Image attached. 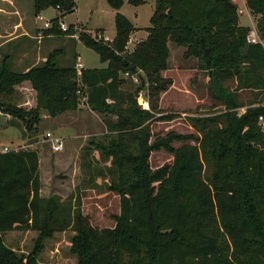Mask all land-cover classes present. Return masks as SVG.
<instances>
[{
    "label": "trees",
    "instance_id": "16d2710c",
    "mask_svg": "<svg viewBox=\"0 0 264 264\" xmlns=\"http://www.w3.org/2000/svg\"><path fill=\"white\" fill-rule=\"evenodd\" d=\"M105 1L115 10L123 4ZM154 1L147 35L130 51L135 28L119 12L111 45L80 30L79 41L105 67L78 73L74 61L58 66L56 51L25 71L1 63L0 118L21 128L30 147L4 145L9 150L0 151V264H38L43 241L67 229L73 231L69 250L76 264H264V132L258 124L264 116V0H245L256 17L254 42L233 0ZM32 2L35 15L57 10L43 34L66 35L58 21L75 11V0ZM169 42L196 59L211 107L219 110L188 116L191 133L160 135L149 126L155 113H161L158 120L174 116L158 103L173 83L163 75ZM138 70L136 85L128 84L123 74ZM24 81L35 91L31 107L18 104L16 86ZM140 89L148 92L150 111L137 104ZM84 97L89 109L115 116L104 120L106 132L88 142L81 160L87 182L98 187L96 179L107 177L105 189L118 198L111 227L94 226L83 214L79 185L65 197L40 194L39 152L31 146L42 114L77 110ZM158 150L172 160L153 169L150 155ZM12 229L37 232L30 252L5 244L2 233Z\"/></svg>",
    "mask_w": 264,
    "mask_h": 264
},
{
    "label": "rangeland",
    "instance_id": "374dc122",
    "mask_svg": "<svg viewBox=\"0 0 264 264\" xmlns=\"http://www.w3.org/2000/svg\"><path fill=\"white\" fill-rule=\"evenodd\" d=\"M33 10L32 0H27ZM76 8L72 13L64 15L60 20L66 24H77L80 29L83 28L91 36L97 30L103 31L110 37L115 34L114 16L116 12L124 15L134 26V31L129 37L133 40L128 42L129 50H132L136 43L145 39L147 35L146 28L149 27V18L154 10L155 1L146 0L141 5H132L128 0H123L120 9L111 8L105 0H75ZM239 14L241 25H248L251 30H254L256 17L246 8L245 0H235ZM53 8L50 7L41 14L42 20L39 23L43 24L44 20L53 14ZM30 17L33 19L32 11H29ZM80 23V24H79ZM75 40V39H74ZM69 39L65 44L59 41L47 43L53 50L60 48L61 53L57 58L58 66H66L73 63L75 58V50L78 49L80 61L87 67H102L103 62L99 60L98 55L92 49L84 46L81 42H75ZM170 55L168 58V68L165 72V77H171L173 84L162 93L159 97V107L163 113L174 115L171 118L158 120L156 117L161 113H155L152 120L149 122L151 131L154 134L163 135L169 130H174L181 133L193 132L192 126L188 122V116L191 115H206L218 112L217 108L211 107V98L208 95V89L205 83V75L201 74L197 67L195 58H185L183 56L185 47L178 46L172 42L168 43ZM142 72H139L140 75ZM131 82H130V81ZM128 84H134L138 81H133L131 78L127 80ZM143 90V89H140ZM139 90V91H140ZM98 113V112H97ZM101 115V113H98ZM54 117L44 116L40 120L37 129L36 142L34 146L38 151H42L40 157L39 173L41 179V194L48 196L51 194H61L67 196L69 192L75 190L79 185L81 193V210L86 214L91 223L97 227L113 226V215L117 214L118 198L112 191H107L104 186V180L100 177L96 179L98 187H93L87 182V177L81 170V160L83 148L88 145V142L93 138H100L102 134L79 135L77 137L68 138V142L63 140L64 149L60 152H54L49 147L48 143L42 138V134L46 130L52 129L55 124ZM57 119V118H55ZM90 125V124H88ZM68 131L61 129L58 131L61 134L76 135L78 130L76 127H68ZM104 127L101 125V130ZM22 129L16 126L8 125L3 118H0V145H7L9 148H28L26 140L22 138ZM94 132V131H93ZM98 132V131H95ZM105 133V132H104ZM83 134V133H81ZM43 139V140H42ZM63 139V138H62ZM99 140V139H98ZM79 141V142H78ZM84 141V142H83ZM68 143L69 148L65 147ZM179 142H173V146H178ZM94 157H98V152H93ZM172 160V155L164 150L153 151L150 155L151 167L157 168L164 163H169ZM60 195V196H61ZM73 235L71 229L58 231L43 241V247L38 255V264H76L75 256L70 252V238ZM4 242L9 247L18 252L28 253L34 245V239L37 232L31 229L21 230L12 229L2 233Z\"/></svg>",
    "mask_w": 264,
    "mask_h": 264
},
{
    "label": "crops",
    "instance_id": "0c3cea01",
    "mask_svg": "<svg viewBox=\"0 0 264 264\" xmlns=\"http://www.w3.org/2000/svg\"><path fill=\"white\" fill-rule=\"evenodd\" d=\"M233 1L235 2V0ZM29 11H32L33 19L30 17ZM53 11L54 13L51 14L48 19H52L57 14V10L55 8H53ZM44 12L45 10L40 12V14ZM42 28L43 24H40L39 20L35 18V13L27 0H0V65L3 61H6L8 67L11 70L25 71L32 66L42 63L50 55V51L53 46L47 43L59 41L61 44H65L69 39H73L72 37L65 34H44L41 38H37L36 32ZM54 51H56L57 53L55 58L56 62L62 50H60V48H57L53 50V52ZM79 54L80 53L78 49L75 50V63L81 62ZM105 66L106 63H103L102 67ZM84 68L101 67L84 66ZM165 72L166 70L163 71L164 76ZM16 89L19 105L24 107H31L35 104V91L31 88L28 81H24L21 84L17 85ZM43 115L45 116L46 114L43 113L42 117ZM114 118L115 116L111 114L98 115L97 112L89 109L83 101L82 106L79 109L74 111H66L55 116L53 118L55 120L54 127L46 131H51L54 135L60 136L65 142H68V138L77 137L79 135H89L90 133H92V135H96L106 132L104 120ZM101 125L104 127L103 131L101 130ZM68 127H76L78 129L76 130L77 134L74 136H65L58 132L60 129L61 131H68L69 129H66ZM43 135L44 134H42V138ZM43 139L49 145V142L45 138ZM65 147H67V149L69 148L68 143ZM38 152L40 164L42 151L39 150ZM41 191L42 187L40 188V194ZM57 194L59 193L57 192Z\"/></svg>",
    "mask_w": 264,
    "mask_h": 264
},
{
    "label": "built area",
    "instance_id": "2783aa9c",
    "mask_svg": "<svg viewBox=\"0 0 264 264\" xmlns=\"http://www.w3.org/2000/svg\"><path fill=\"white\" fill-rule=\"evenodd\" d=\"M35 18L38 19V20L39 19L40 20L43 19V17L41 16L40 13L36 14ZM52 25H53V22L50 19H47V20L45 19L44 22H43V28L39 29L37 31L36 37L37 38H41L44 35L43 34V30L51 28ZM71 25L66 24L63 21L59 20L57 26L62 32L66 33V35H68V36L72 37L73 39L79 41V32H80L81 29L78 27V25L76 23L75 24H71ZM69 30H71V32H69ZM92 37L96 41H101V42H103V43H105L107 45H111V42L113 40V37H110L109 35H107L103 31H96L94 33V35H92ZM247 38H248L249 41H252V42L256 41L258 39V37L256 35L255 30H253V31L251 30L249 32ZM132 40H133V38L129 37L128 42H130ZM126 50L130 51L127 45H126ZM75 67H76L77 72L79 73L81 71V69L84 68V65L81 62H76ZM139 72H141V71L138 70L136 73L125 72L123 74V76L125 78H131L133 81H138V75L137 74ZM84 100H85V97L83 98V101ZM136 101H137L138 106L141 109L150 111V102H149L147 90L143 89V90L138 91L137 95H136ZM258 124H259V126L261 128V131L264 132V116L263 115H259L258 116ZM43 136L49 142V146H50L52 151L60 152V151H62L64 149L63 139L60 136L54 135L51 131H46ZM1 146H2L0 148L1 152H6V151L9 150L7 146H4V145H1Z\"/></svg>",
    "mask_w": 264,
    "mask_h": 264
}]
</instances>
